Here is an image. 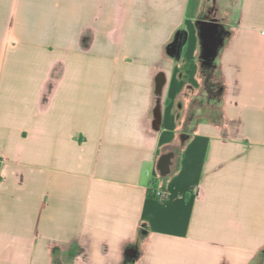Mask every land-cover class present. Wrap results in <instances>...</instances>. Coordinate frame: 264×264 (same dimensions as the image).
Here are the masks:
<instances>
[{"label": "crops", "instance_id": "crops-1", "mask_svg": "<svg viewBox=\"0 0 264 264\" xmlns=\"http://www.w3.org/2000/svg\"><path fill=\"white\" fill-rule=\"evenodd\" d=\"M209 1L0 0V264H261L264 0L210 78Z\"/></svg>", "mask_w": 264, "mask_h": 264}, {"label": "trees", "instance_id": "trees-1", "mask_svg": "<svg viewBox=\"0 0 264 264\" xmlns=\"http://www.w3.org/2000/svg\"><path fill=\"white\" fill-rule=\"evenodd\" d=\"M206 25H207V23H204V22L199 23V28H200L202 34H203V31H204ZM220 32H222V29H220ZM218 45H219L218 42H216V43L211 42L210 47H209L210 53L205 51V56L207 57L206 66L208 69H210V72L208 75L209 78L212 76V69H213L212 62L210 61V56L213 53H215ZM205 90L211 99H220L223 95V92H224V85L222 83L216 84V83L207 81L206 86H205Z\"/></svg>", "mask_w": 264, "mask_h": 264}, {"label": "rangeland", "instance_id": "rangeland-1", "mask_svg": "<svg viewBox=\"0 0 264 264\" xmlns=\"http://www.w3.org/2000/svg\"><path fill=\"white\" fill-rule=\"evenodd\" d=\"M211 11L209 13V22H217L219 27L225 20L228 12H233L237 9L239 0H210ZM215 18V20H211ZM261 264H264V256L262 257Z\"/></svg>", "mask_w": 264, "mask_h": 264}, {"label": "water", "instance_id": "water-1", "mask_svg": "<svg viewBox=\"0 0 264 264\" xmlns=\"http://www.w3.org/2000/svg\"><path fill=\"white\" fill-rule=\"evenodd\" d=\"M220 27L217 22H209L205 28L203 39L205 41V50L209 51L210 43L213 41L217 34H219Z\"/></svg>", "mask_w": 264, "mask_h": 264}, {"label": "flooded vegetation", "instance_id": "flooded-vegetation-1", "mask_svg": "<svg viewBox=\"0 0 264 264\" xmlns=\"http://www.w3.org/2000/svg\"><path fill=\"white\" fill-rule=\"evenodd\" d=\"M211 20L213 21V20H215V18H212ZM219 33H220V31H219ZM219 35L220 34H217L215 39L213 41H211V42H214V43L218 42L219 43V41H220Z\"/></svg>", "mask_w": 264, "mask_h": 264}, {"label": "built area", "instance_id": "built-area-1", "mask_svg": "<svg viewBox=\"0 0 264 264\" xmlns=\"http://www.w3.org/2000/svg\"><path fill=\"white\" fill-rule=\"evenodd\" d=\"M1 164H2V162H1V159H0V167H1Z\"/></svg>", "mask_w": 264, "mask_h": 264}]
</instances>
